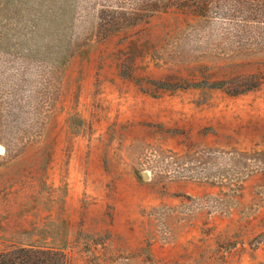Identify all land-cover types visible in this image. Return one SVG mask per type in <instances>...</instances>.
<instances>
[{"label": "rangeland", "instance_id": "1", "mask_svg": "<svg viewBox=\"0 0 264 264\" xmlns=\"http://www.w3.org/2000/svg\"><path fill=\"white\" fill-rule=\"evenodd\" d=\"M105 2L0 0V250L264 264V0H209L100 40ZM205 76L260 85L150 81Z\"/></svg>", "mask_w": 264, "mask_h": 264}, {"label": "trees", "instance_id": "2", "mask_svg": "<svg viewBox=\"0 0 264 264\" xmlns=\"http://www.w3.org/2000/svg\"><path fill=\"white\" fill-rule=\"evenodd\" d=\"M209 0H106L99 9L96 24V36L100 40L120 31H127L148 23L154 16L161 13L179 12L195 16L209 12ZM123 75L131 76L126 68ZM243 78V79H242ZM159 89L176 90L179 88H210L224 89L229 94L237 95L259 87V80L253 77H231L228 79L211 80L208 77L197 82L173 84L169 80H150ZM4 148L0 146V151ZM0 264H67L63 251L48 247L19 246L0 250Z\"/></svg>", "mask_w": 264, "mask_h": 264}, {"label": "water", "instance_id": "3", "mask_svg": "<svg viewBox=\"0 0 264 264\" xmlns=\"http://www.w3.org/2000/svg\"><path fill=\"white\" fill-rule=\"evenodd\" d=\"M1 152V151H0ZM140 176L142 178H147L149 176V172L148 171H140Z\"/></svg>", "mask_w": 264, "mask_h": 264}, {"label": "bare ground", "instance_id": "4", "mask_svg": "<svg viewBox=\"0 0 264 264\" xmlns=\"http://www.w3.org/2000/svg\"><path fill=\"white\" fill-rule=\"evenodd\" d=\"M3 147V146H2Z\"/></svg>", "mask_w": 264, "mask_h": 264}]
</instances>
